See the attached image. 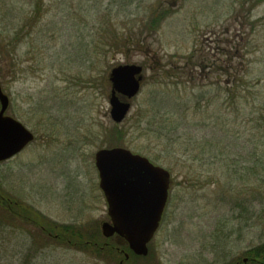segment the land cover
<instances>
[{
    "label": "rangeland",
    "instance_id": "374dc122",
    "mask_svg": "<svg viewBox=\"0 0 264 264\" xmlns=\"http://www.w3.org/2000/svg\"><path fill=\"white\" fill-rule=\"evenodd\" d=\"M110 1L44 0L35 20L39 0H0V48L16 44L11 56L0 55L6 114L36 135L0 163L1 190L59 224L101 233L109 217L95 154L123 147L172 174L150 245L157 262L243 264L264 243V4L161 0L173 13L147 36L140 28L160 0L120 7L119 16ZM111 19L127 37L141 34L140 45L103 50L98 31ZM134 64L144 68V82L119 125L123 142L112 145L109 73ZM34 230L5 236L3 264L17 263ZM52 245L36 252V264H100Z\"/></svg>",
    "mask_w": 264,
    "mask_h": 264
},
{
    "label": "water",
    "instance_id": "95a60500",
    "mask_svg": "<svg viewBox=\"0 0 264 264\" xmlns=\"http://www.w3.org/2000/svg\"><path fill=\"white\" fill-rule=\"evenodd\" d=\"M143 67L119 65L109 73L110 116L123 123L132 100L144 82ZM9 98L0 84V163L21 153L35 137L23 124L7 116ZM99 186L108 205L109 222L101 224L105 239L116 237L139 257H147L169 199L171 175L147 158L124 148L99 150L95 155ZM126 259L129 256L126 255ZM247 259L244 260V264Z\"/></svg>",
    "mask_w": 264,
    "mask_h": 264
},
{
    "label": "trees",
    "instance_id": "16d2710c",
    "mask_svg": "<svg viewBox=\"0 0 264 264\" xmlns=\"http://www.w3.org/2000/svg\"><path fill=\"white\" fill-rule=\"evenodd\" d=\"M143 1L144 0H111L110 6L117 7L119 16L118 9L120 7L132 6L133 4L137 6ZM261 4H264V0H256V8ZM44 6V0H39V2L35 4L33 16L35 20L40 18ZM91 8L92 10L88 13L89 16L94 15V18L100 23L97 16L99 11L96 12L97 15L93 14L92 11L94 8ZM152 9L149 18L142 23V27L140 28L142 29L141 34H147V36L158 33L164 22L173 13V8L170 6L167 7L161 0L157 3V6H154ZM260 22L261 19L258 20V24H260ZM100 28L98 33L103 38H106L103 50L109 48L110 51L116 50L119 52L124 48L129 50L133 44L136 47L140 45L141 34L136 32L133 33L132 30L131 36L129 35L127 37L129 32L124 34L118 27V24H113L112 19L107 22L104 21V26ZM14 42V39H12L6 46H3V49L0 48V55L6 54L7 56H11L15 50L16 44ZM12 66L15 69L13 58ZM112 135L113 139L110 141L112 145H118L123 142L124 133L119 129V126H115ZM1 187L0 183V243L3 242L6 235L16 233L19 228L23 229L31 226L37 230L30 231L32 233L30 235L31 246L27 248L16 264H36L34 260L37 256L36 252L43 251L53 246L52 244L54 243L91 254L100 264H138L140 261H145L144 264H150L149 261H153V264H161L157 262L156 257L153 256V251L151 252L152 248H150L151 253H149L148 257L140 258L134 255L124 243H119L116 239H105L98 227L86 229L83 226L59 224L16 199L7 191L1 190ZM6 248L7 247H0V264H3V260H6ZM126 254L129 255L128 260L125 257ZM245 257L249 259L248 264H264V243L247 251ZM239 260L240 258H237L227 264H236Z\"/></svg>",
    "mask_w": 264,
    "mask_h": 264
}]
</instances>
